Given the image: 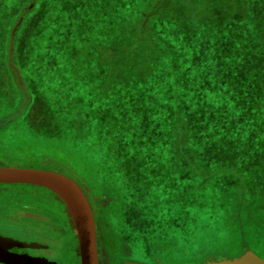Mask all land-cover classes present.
Segmentation results:
<instances>
[{
  "label": "rangeland",
  "instance_id": "1",
  "mask_svg": "<svg viewBox=\"0 0 264 264\" xmlns=\"http://www.w3.org/2000/svg\"><path fill=\"white\" fill-rule=\"evenodd\" d=\"M123 1L119 4L117 0H98L89 4L90 0H87L84 8H97L94 17L91 9L87 17L95 37L110 34L112 40L97 44L92 41L94 34L91 41L84 38V44L76 47L73 65L70 64L76 76V87L89 68L95 74V77H90L91 87L117 93L115 97L118 99L110 109L113 114L120 110L123 134L130 139L138 137V159L134 167L126 156L120 159L124 168L118 176L119 184H92L81 177L80 182L97 197V203L101 202L99 206H104L100 198H107L105 203L108 205L103 213L106 227L110 225L117 232L124 229L127 245L139 246L140 256L146 262L160 263L159 257H164L166 264H207L245 255L253 250L226 255H215L211 251L223 249L222 242L234 237V210L240 194L234 189V184L224 179L232 167L242 170L247 177L252 173L248 156L241 154L233 162L230 155L237 139L234 128L244 125L240 119L264 114V88L261 86L264 81V38H259L254 29L235 30V36L225 38L228 44H224V56L216 57L214 52H210L207 65V58L201 61L200 56H193L177 73L168 69L137 70L135 76L139 79L131 77L128 80L126 69L114 67L115 61H119L125 68L126 58L120 49L125 50L130 44L122 21L128 10ZM28 7H32V3ZM133 7L138 5L133 4ZM65 10L66 5L61 3L52 9L51 14L64 17ZM17 23L13 25L12 34ZM42 38L41 31L32 39ZM25 43L21 36L20 44L23 46ZM185 49L189 56L198 51L189 43ZM12 51L14 46H11V54ZM32 60H35L33 52H23L16 59V65L10 60L23 91L26 83L31 85L29 76L37 73V63H31ZM101 71H105L106 78H97ZM204 78H209L208 82ZM216 78L220 80L221 90L215 86ZM217 92H221L219 101L215 98ZM3 95L8 101H0V166L46 169L61 160V151L55 145L57 142L46 133L37 134L22 117L6 122V116L16 109L13 107L15 102L9 100L12 92H3ZM37 111L38 107L34 106L33 116ZM125 117L132 122L123 121ZM97 133L93 128L95 137ZM111 136L112 132L103 131L101 139L104 141ZM10 184L14 183L6 186L12 187ZM16 184L24 186V191L36 193L48 211L54 208L57 213L55 204L46 197L45 191L55 192L41 185ZM139 196L143 205L137 204ZM17 222L18 218L6 221L0 217V233L21 240L26 238L24 232L15 228ZM34 222L33 229L37 227ZM188 225H191L192 233ZM40 232L44 234L45 241L52 244V252H48L54 258L51 261L71 264L66 235L46 230ZM29 243L45 246L29 247L33 250L49 247L38 241ZM255 245L257 251L264 254L263 217H258Z\"/></svg>",
  "mask_w": 264,
  "mask_h": 264
},
{
  "label": "trees",
  "instance_id": "2",
  "mask_svg": "<svg viewBox=\"0 0 264 264\" xmlns=\"http://www.w3.org/2000/svg\"><path fill=\"white\" fill-rule=\"evenodd\" d=\"M97 1L90 0L89 4ZM121 1L117 0L119 4ZM31 3L32 7H28ZM61 3L66 5V16L51 14ZM87 3V0H0V101H8L3 92L11 91L13 96L9 100L15 102L16 110L6 116V122L22 117L31 130L46 133L57 142L62 158L46 169L66 174L78 183L81 177L92 184H119L118 176L124 168L120 159L126 156L134 167L140 142L138 137L130 139L120 130V110L113 114L110 109L118 99L117 93L91 87L90 77L95 74L89 68L81 84L75 86L72 58L76 47L84 44V38L91 41L94 34L87 17L90 9L94 17L97 8H84ZM123 3L128 8L122 21L130 44L125 50L120 49L126 58L125 68L119 61H115L114 67L126 69L128 80L139 79L135 76L137 70L168 69L177 73L193 56H200L201 61L210 52L222 57L224 44H228L225 38L235 36V30L254 29L259 38H264V0H124ZM18 9L19 13H15ZM16 23L17 30L12 34ZM41 31L43 38L33 40ZM21 36L26 42L23 46ZM111 40L110 34L96 37L94 34L92 41L100 44ZM188 43L198 48L191 56L185 49ZM11 46H14L12 54ZM23 52H33L35 60L31 63H37V73L29 76L31 85L26 83L25 91L18 83L16 70L10 66V60L16 65V59ZM208 63L209 58L205 65ZM106 73L109 77V72ZM96 76L106 78L105 71ZM208 79L204 78L207 82ZM219 81L215 79L217 90H221ZM261 86L264 88V81ZM220 93L215 96L217 101ZM34 106L38 111L33 116ZM123 121L132 122L129 117ZM240 121L244 125L234 128L237 139L230 158L235 162L241 154L248 156L252 173L247 177L242 170L232 167L224 179L234 184L240 194L234 210V237L222 242L223 249L211 252L226 255L251 249L264 258L255 245L258 217L264 218V114L242 117ZM93 128L98 131L96 137ZM103 131L112 132V136L103 141ZM137 198V204L143 205L139 202L142 197ZM188 229L192 233L191 225Z\"/></svg>",
  "mask_w": 264,
  "mask_h": 264
},
{
  "label": "flooded vegetation",
  "instance_id": "3",
  "mask_svg": "<svg viewBox=\"0 0 264 264\" xmlns=\"http://www.w3.org/2000/svg\"><path fill=\"white\" fill-rule=\"evenodd\" d=\"M7 184L9 183H0V217L3 216L6 221H13V219L18 218V225H16L15 228L19 229L20 232H24L26 238L24 237V239L21 240L9 235L0 234L28 243L31 241H38L49 245V247L39 250H33L27 247L22 249L13 248L12 251L29 253L33 256H45L49 260H54V258L48 254V252H52V244L46 242L43 238L44 234L40 232L46 230L52 234L66 235L65 238L68 249L70 250L69 258L71 259V264H79L81 258L78 235L72 217L62 199L57 197L55 193L45 191L46 197L55 204V208L58 210L57 213L54 208L48 211L44 203L40 201V196H37L36 193L24 191L22 190L24 186L20 187L19 184L16 183L10 184L13 185L12 187L9 186L10 188L6 186ZM80 186L88 196L94 211L99 264H152L149 261L146 262L144 258L142 259L139 246L127 245V235L124 229L117 232V230L110 225H108L109 228L106 227L103 213L104 207L108 205L105 203L107 202V198H100L104 206H99L101 202H96L97 197L95 198L93 193L88 191L82 184H80ZM41 191L42 190H39V192ZM33 220L37 226V229L35 228L36 230L31 227L34 225ZM33 232H35V234ZM159 258L162 261L160 262L161 264L167 263L164 257Z\"/></svg>",
  "mask_w": 264,
  "mask_h": 264
},
{
  "label": "water",
  "instance_id": "4",
  "mask_svg": "<svg viewBox=\"0 0 264 264\" xmlns=\"http://www.w3.org/2000/svg\"><path fill=\"white\" fill-rule=\"evenodd\" d=\"M0 183L35 184L47 187L55 192L65 203L74 222L79 240L80 264H99L94 211L88 196L75 179L50 169L0 166ZM27 247L45 246L38 243L20 241L0 234V263L56 264L46 257L12 251L13 248L22 249ZM207 264H264V258L253 251H248L245 255L235 259L211 261Z\"/></svg>",
  "mask_w": 264,
  "mask_h": 264
}]
</instances>
